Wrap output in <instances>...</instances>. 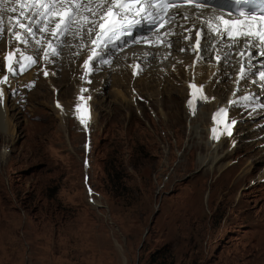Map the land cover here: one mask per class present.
<instances>
[{"label":"rangeland","instance_id":"1","mask_svg":"<svg viewBox=\"0 0 264 264\" xmlns=\"http://www.w3.org/2000/svg\"><path fill=\"white\" fill-rule=\"evenodd\" d=\"M80 62L37 63L5 87L38 67L0 126V264H264V179L251 184L264 146L246 139L214 170L201 166L205 133L190 127L199 118L187 115L182 74L145 81L127 65L90 74L100 93L83 129L55 106L74 111Z\"/></svg>","mask_w":264,"mask_h":264},{"label":"snow or ice","instance_id":"2","mask_svg":"<svg viewBox=\"0 0 264 264\" xmlns=\"http://www.w3.org/2000/svg\"><path fill=\"white\" fill-rule=\"evenodd\" d=\"M203 8L201 0H0V36L7 31L9 44L14 38L23 46V48L17 47L15 52L9 51L5 56L8 72L19 75L26 71L28 67L39 63L40 53L45 63H54V58L60 57L63 54L62 49L67 47L74 48L76 56L87 52L83 67L87 70L85 76H88L96 65L112 64V55L117 45L124 43V37H131L134 29L147 24L152 26L154 31L151 38L140 37L134 39L132 43L148 47H170L171 42L166 37L174 34V26L180 28L178 17H182L184 21L193 20V14L189 9L202 11ZM239 15L243 19H225L222 15L214 14L208 19L201 20L200 13L196 12L194 19L195 24H204L210 34L226 35L229 41L225 46L227 49L240 50L241 59L237 61L240 64L236 77L237 84L245 80L250 72V66L244 63V53L259 46L262 50L261 54L264 55V11L259 16L255 12L251 14L240 12ZM5 19L7 27H5ZM161 30H164L163 36L160 34ZM187 31L192 32L193 29L188 28ZM184 39L187 41L194 39L190 49L196 53V62H199L202 59L200 53L203 32L195 30L193 36H184ZM153 41L159 43L155 44ZM33 45L35 48L32 54H27ZM187 50L178 49V51ZM15 53H19V60L15 63L19 66L20 72H16L13 68ZM152 55L149 52L143 53L145 58ZM226 55H231V52H227ZM250 57L251 53L248 52L247 59ZM216 59L219 62L220 56L217 55ZM25 61L28 62L27 65ZM132 67L134 76L142 70L139 64ZM44 75L47 77L48 71L45 70ZM8 80L9 76H4L0 83H6ZM259 80L262 82L261 88L264 89V71L259 73ZM189 88L193 89V99L188 101V107L195 113L193 100L196 99L197 93L202 95L203 86L197 87L190 83ZM87 91L86 88L80 89L81 94ZM2 97L3 93H0V99ZM202 98L207 101V97L202 96ZM80 99L82 97H78V100ZM242 99L250 101L253 97L245 95ZM231 103L235 105L237 101ZM57 107L61 106L57 104ZM80 111L81 105L78 103L76 112L80 113ZM77 118L87 128L88 117L78 115ZM212 119L214 122L228 120V109L219 108ZM235 123L233 119L224 124V132L227 135H232L231 128ZM211 131L212 138L218 140L217 128L213 127Z\"/></svg>","mask_w":264,"mask_h":264},{"label":"bare ground","instance_id":"3","mask_svg":"<svg viewBox=\"0 0 264 264\" xmlns=\"http://www.w3.org/2000/svg\"><path fill=\"white\" fill-rule=\"evenodd\" d=\"M189 12L193 14V20L184 21L182 17H178L180 22V28H175L174 26V34L170 37H166L167 40L171 42V46H160V47H148L146 45L134 44L132 40H124L123 44H119V46L114 50V54L112 55V66L110 68L115 69L124 66L126 69L128 68L133 75V65L139 64L141 71L138 73V77H143L145 81L147 79H155L158 82L164 81V79L174 80L178 77V74H182L181 80L183 86L186 89V96L189 97L193 90L190 93L191 88H189V84H195L197 87L203 86V90L205 93H197V97L193 100V106L195 108L194 116L196 115L199 120L193 118L190 127L196 135H198L199 129H203L205 133V144H206V151L205 154L198 155L200 160L201 166H207L211 171L215 169V165L221 161L227 159L229 155L234 153L240 146L241 143L243 144L246 139H250L251 143L249 145H254L259 147L260 145L264 146V110H258V106L264 107V89L261 88V81L259 80V73L264 71V55H262V50L257 47H253L248 50L251 53L250 59H247L248 52L244 53V63L250 66V72L245 80L240 81L239 84L236 83V77L238 74V69L240 64L237 62L238 59H241L239 55V49H227L225 46L229 43L227 36H214L209 33L207 27L204 24L197 25L194 23L195 13H200V19L205 20L213 16L214 14L222 15L225 19H232L231 15L228 13L217 11L212 8L204 7L201 11L200 9H189ZM5 27H7V20L5 19ZM192 28V32H188L187 29ZM19 30V29H17ZM195 30H200L203 32V40H202V49H201V57L202 59L199 62H196V53L190 49V44H194V39L191 41H187L184 39V36H193ZM154 30H150L141 34L140 37H152ZM164 30L160 31V34L163 36ZM178 33V34H177ZM3 40L2 45L0 44V49L2 50L1 54V66L3 72H6L4 67V55L7 51H14L17 47L23 48L22 45H19L18 42L13 38L12 46L8 47V34L7 31L3 33ZM75 43V42H74ZM153 43L158 44L159 41H153ZM11 45V44H10ZM7 46V47H6ZM35 45L32 46L27 52V54H32ZM185 48L188 49L187 51H178V49ZM74 48H63L62 55L59 57L54 58L55 66L65 68L72 64L75 59L76 55H74ZM144 52L152 53V56L145 58L143 56ZM227 52H231V55H226ZM39 64L41 65H51L54 63H45L42 53L39 54ZM217 55L220 56V61L218 62L216 57ZM165 56L167 58L165 59ZM81 58L77 83L75 85V99L72 103L74 107V111L68 109L66 107H57L59 109L60 116H74V120L77 123H80L79 119L77 118L78 115H82V113L76 112V105L80 102L78 100V86L83 83L85 85L84 88L88 89L87 92L83 93L82 100L84 101V105L87 107V129L90 123H92L94 118L93 106L92 102L94 101V95L100 93L99 88H94L90 90V87L87 85L88 76H84L83 81L81 82L80 76L83 68L84 60L87 57V52H83L79 55ZM16 60H19V53H16ZM25 63H28L25 61ZM104 65H96L92 68L91 74L96 69L104 68ZM91 67V66H90ZM182 67V68H181ZM38 68V67H35ZM33 68V69H35ZM44 66H42V69ZM32 69V70H33ZM127 69V70H128ZM28 72L22 77L16 78L17 84L11 85L13 87L5 88L10 84V80H13L10 75L9 80L6 83H0V87L2 88L3 97L0 99V126H2L4 131L6 127H8L7 122L10 120L7 119L8 114L6 112V102L9 100L10 93L14 92L16 89H22V85L26 83V81L31 79H26ZM48 71L49 76L51 72L47 69H43L44 71ZM247 70V69H246ZM87 71V70H86ZM184 71V72H182ZM163 73H167L168 77L163 78ZM41 76V75H40ZM172 76V78H170ZM25 80H23V79ZM102 78V77H101ZM142 78V79H143ZM14 81V80H13ZM43 81V80H42ZM80 81V83H79ZM144 81V82H145ZM178 81V80H177ZM147 83V82H146ZM201 84V85H199ZM37 87V83L35 84V88ZM212 87H216V90H212ZM237 87V90H235ZM33 88V89H35ZM205 88V90H204ZM25 89V88H24ZM33 89L31 90L33 92ZM25 91V90H24ZM226 91V95L224 94ZM224 94V95H223ZM245 95H251L253 97L250 101H244L242 99ZM202 96L207 97V101H205ZM91 97V99H89ZM18 99V97H16ZM187 99V98H186ZM193 99V98H192ZM237 101L235 105L231 102ZM188 103V99L186 101ZM80 104V103H79ZM187 105V104H186ZM203 105H207L208 109L202 108ZM17 106V105H15ZM14 106V107H15ZM57 106V104L55 105ZM219 108H227L228 109V116L230 120L235 119L236 123L233 126V133L229 137L219 138L218 140L212 138V127L214 126V121L212 117L216 114ZM19 109V106H17ZM11 110V109H10ZM188 107L187 115L189 116ZM16 114V113H15ZM205 115V116H204ZM258 115L261 119L256 123L251 125L252 120L254 117ZM12 118V117H11ZM8 120V121H7ZM191 121V120H190ZM7 125V126H6ZM83 129H84V125ZM241 126L242 128L237 131V128ZM87 134H88V130ZM200 136V135H199ZM228 140V146L225 150H222V143L223 141ZM235 142V144H233ZM247 142V141H246ZM203 144V143H202ZM204 144V145H205ZM248 144V143H247ZM234 145V146H232ZM255 147V148H256ZM5 148V147H4ZM4 151V149H3ZM260 151H258L254 156H259ZM264 157V150L261 152ZM248 154V153H247ZM259 156V157H260ZM258 157V158H259ZM260 159V158H259ZM234 162V161H233ZM231 163L234 164V163ZM230 163L228 165L230 166ZM219 170V169H218ZM250 170V169H249ZM245 171L244 175L250 174V172ZM211 173V172H210ZM264 167L260 169V173L255 181L251 184L256 185V183L260 182L264 179ZM236 184V183H233Z\"/></svg>","mask_w":264,"mask_h":264},{"label":"trees","instance_id":"4","mask_svg":"<svg viewBox=\"0 0 264 264\" xmlns=\"http://www.w3.org/2000/svg\"><path fill=\"white\" fill-rule=\"evenodd\" d=\"M160 264H165V262H162V263H160Z\"/></svg>","mask_w":264,"mask_h":264}]
</instances>
